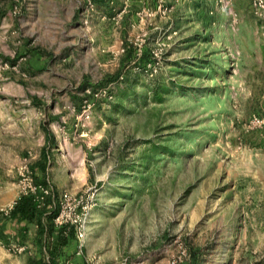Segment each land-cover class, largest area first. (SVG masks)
Returning a JSON list of instances; mask_svg holds the SVG:
<instances>
[{
  "label": "rangeland",
  "instance_id": "obj_1",
  "mask_svg": "<svg viewBox=\"0 0 264 264\" xmlns=\"http://www.w3.org/2000/svg\"><path fill=\"white\" fill-rule=\"evenodd\" d=\"M43 147L97 190L79 264H264V11L0 0V208Z\"/></svg>",
  "mask_w": 264,
  "mask_h": 264
},
{
  "label": "trees",
  "instance_id": "obj_2",
  "mask_svg": "<svg viewBox=\"0 0 264 264\" xmlns=\"http://www.w3.org/2000/svg\"><path fill=\"white\" fill-rule=\"evenodd\" d=\"M47 149L42 148L41 157L33 167L34 182L41 186H48V166ZM55 195H45L41 205L38 197L40 191L36 193L22 194L14 203L7 217L25 221L28 224H37V241L42 242L46 250L47 258L40 257L30 259V264H59L57 258L62 252V248L72 240L75 241V232L72 226L57 227L55 217L59 212L58 199L55 200L57 191L54 187Z\"/></svg>",
  "mask_w": 264,
  "mask_h": 264
},
{
  "label": "built area",
  "instance_id": "obj_3",
  "mask_svg": "<svg viewBox=\"0 0 264 264\" xmlns=\"http://www.w3.org/2000/svg\"><path fill=\"white\" fill-rule=\"evenodd\" d=\"M252 6L257 13L264 11V0H252ZM26 186L23 187V194L41 192L38 197L40 204H43L45 195H52L53 189L50 185L41 186L34 182L32 171L28 176L24 177ZM97 190H87L85 193L64 191L58 197L59 212L54 221L57 227L72 226L75 232V240L77 246L82 249L84 247L88 231L89 223L92 217V209L97 199ZM13 207V206H12ZM11 208H0V221L3 215L8 216ZM0 245L13 254H21L26 251V246L17 242H9L7 244L0 241Z\"/></svg>",
  "mask_w": 264,
  "mask_h": 264
},
{
  "label": "crops",
  "instance_id": "obj_4",
  "mask_svg": "<svg viewBox=\"0 0 264 264\" xmlns=\"http://www.w3.org/2000/svg\"><path fill=\"white\" fill-rule=\"evenodd\" d=\"M37 224H28L25 221H18L10 217L0 222V241L7 244L17 242L26 246V251L21 254H13L0 245V264H30V259L47 258L46 250L42 242L37 241ZM68 259L71 264H79V252L76 242L70 241L62 248L57 258L59 264H64Z\"/></svg>",
  "mask_w": 264,
  "mask_h": 264
}]
</instances>
